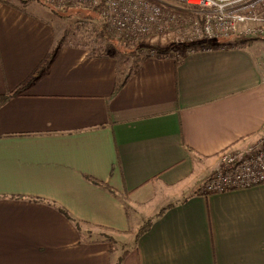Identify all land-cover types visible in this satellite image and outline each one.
I'll return each instance as SVG.
<instances>
[{
  "label": "crops",
  "instance_id": "0c3cea01",
  "mask_svg": "<svg viewBox=\"0 0 264 264\" xmlns=\"http://www.w3.org/2000/svg\"><path fill=\"white\" fill-rule=\"evenodd\" d=\"M36 12L0 0V264H264V184L202 191L264 126V41L149 58L115 94L118 59Z\"/></svg>",
  "mask_w": 264,
  "mask_h": 264
},
{
  "label": "built area",
  "instance_id": "2783aa9c",
  "mask_svg": "<svg viewBox=\"0 0 264 264\" xmlns=\"http://www.w3.org/2000/svg\"><path fill=\"white\" fill-rule=\"evenodd\" d=\"M55 9L100 8L97 22L104 38L113 36L135 43L153 29L169 23L167 9L184 6L194 38H238L264 41V0H41ZM193 40V39H192ZM218 167L203 186L205 195L247 189L264 184V126L245 151L218 154Z\"/></svg>",
  "mask_w": 264,
  "mask_h": 264
},
{
  "label": "rangeland",
  "instance_id": "374dc122",
  "mask_svg": "<svg viewBox=\"0 0 264 264\" xmlns=\"http://www.w3.org/2000/svg\"><path fill=\"white\" fill-rule=\"evenodd\" d=\"M15 4L26 5L35 9L39 15L51 22L55 29L62 34V37L68 42L83 45L88 51L94 55L111 54L116 56L119 65L129 71L134 70L140 61L149 54V48L159 47L166 48L170 45H182L204 41V38H194L187 33L191 30V22L189 20L192 14L184 10V6L180 3L175 4L176 8H169L173 19L169 23L159 28L153 29L150 35L140 38L135 43H130L119 37L104 38L101 34L99 23L94 16L88 14V11L77 12L68 18L56 17L52 14L47 5L41 0H6ZM70 14V12H68ZM193 39V40H192ZM222 44H243L247 40L238 38L221 39ZM210 42V41H209ZM208 45V42H206Z\"/></svg>",
  "mask_w": 264,
  "mask_h": 264
},
{
  "label": "trees",
  "instance_id": "16d2710c",
  "mask_svg": "<svg viewBox=\"0 0 264 264\" xmlns=\"http://www.w3.org/2000/svg\"><path fill=\"white\" fill-rule=\"evenodd\" d=\"M48 8L52 14H54L56 17H60V18H68L72 14L80 12V9H76V8L55 9V8H52L49 6H48ZM81 11H83V10L81 9ZM84 11H88L89 12L88 14L90 15V17L94 16L96 19H98V16L100 13V8L87 9ZM68 12H70V14H68ZM206 42H208V45ZM61 46H62V43H59L57 45L56 49L54 50V52L51 56L50 62L55 58L57 51L59 50V48ZM233 46H234V44H222L221 40L205 39L204 41L195 42V43H188V44H182V45H176V44L170 45L166 48L150 47L149 48V51H150L149 54L140 61V63L137 65V67L134 70L129 71L127 73L126 70H124L119 65L120 77L118 79V84L116 86L115 94H117L122 89V87L125 85V83L130 79V77L139 70L141 64L149 58L166 57V58L175 59V60H177V62H179L185 55H187L189 52H192V51H200V50H207V49H219V48H223V47H233ZM105 55H111V54H105ZM111 56L114 58L116 57L114 55H111ZM9 99H10V97H1L0 98V105L5 104ZM59 210L62 214H64L69 219H71V217L68 215V213L66 211H64L62 209H59ZM74 224L78 229L80 228L79 227L80 224H78L76 222H74ZM150 225H151V222H149L146 226H143L139 230V232L136 236V239H135V243L139 240L140 236L149 229ZM105 240L107 243L110 244L111 251L113 253V251L116 249V247L118 245V242L113 237L106 236V235H105ZM124 248H125V246H124ZM127 254H128V251H127V249H125L123 255L118 259L116 264H123V261H124L125 257L127 256Z\"/></svg>",
  "mask_w": 264,
  "mask_h": 264
}]
</instances>
